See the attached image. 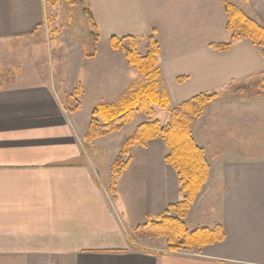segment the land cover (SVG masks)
<instances>
[{"label": "crops", "instance_id": "obj_1", "mask_svg": "<svg viewBox=\"0 0 264 264\" xmlns=\"http://www.w3.org/2000/svg\"><path fill=\"white\" fill-rule=\"evenodd\" d=\"M163 1H80L97 29L96 54L83 55L65 81L0 91V264H264V98L221 97L192 126L210 174L186 224L190 231L221 225L225 234L223 242L201 251L139 250L130 239L138 226L182 198L161 140L131 149L115 197L107 141L129 126L85 149L90 119L79 117L85 104L114 106L134 91L135 72L110 48L114 37L146 39L157 32L158 87L169 95L171 110L264 75V57L251 42L238 41L226 52L211 48L230 40L222 0H168L160 6ZM249 3L264 26V0ZM44 7L43 0H0V43L38 36ZM101 44L110 48L104 64ZM77 87L83 90L81 108L70 113L55 93L66 96ZM236 107L255 110L233 112ZM97 152L108 158L98 160ZM136 152L142 164L133 167ZM194 212L201 214L192 221Z\"/></svg>", "mask_w": 264, "mask_h": 264}, {"label": "trees", "instance_id": "obj_2", "mask_svg": "<svg viewBox=\"0 0 264 264\" xmlns=\"http://www.w3.org/2000/svg\"><path fill=\"white\" fill-rule=\"evenodd\" d=\"M222 3L227 17L226 30L230 34V41L211 44V48L218 52H226L233 47L234 43L248 41L259 48L264 57V27L233 4V0H222ZM85 13L92 25V34L97 39L98 33L91 12L86 8ZM156 33L153 30L147 39L146 55L139 53V39L136 37L126 39L114 37L110 44L114 50L124 53L128 64L137 72L155 79L159 76L160 53ZM9 75L8 72L0 74V91L10 87ZM78 90L80 92L78 95H82L81 87H78ZM217 96V94H201L169 110L171 103L169 95L160 91L158 85L153 83L133 92L121 101L119 106L100 105L93 111L87 134V139L90 141L121 132L133 123L138 112H142L149 118L136 128L115 160L109 188L113 197L116 194L117 179L129 164L131 149L135 146L146 147L154 140L163 142L166 148L165 162L175 170L179 180L181 200L170 205L158 219H148L134 230V237L130 236L132 242L138 244L134 246L139 250L146 251L138 243L144 239H165L166 253L201 251L204 247L221 243L225 239L221 225L211 228L201 227L190 231L186 224L191 207L208 182L210 174L205 151L196 143L192 126L197 119L203 116L207 105L212 103ZM155 107L161 108L162 111H169L166 124H162L159 120H151ZM79 110V102H75L74 107L69 108L70 113Z\"/></svg>", "mask_w": 264, "mask_h": 264}, {"label": "rangeland", "instance_id": "obj_3", "mask_svg": "<svg viewBox=\"0 0 264 264\" xmlns=\"http://www.w3.org/2000/svg\"><path fill=\"white\" fill-rule=\"evenodd\" d=\"M80 1L82 0H53V5H51V3H49V0H43L45 6L44 7L45 19H44L43 27L39 31L38 36H36L32 40L31 39L28 40L27 42L11 43L10 41V43H8L5 41L6 43H0V72L1 73L8 72V74H10L9 75L11 79L10 86L16 85L17 87H30L32 85H38V84H51L52 81L54 82V80H58L59 82L65 81L67 80V78L69 79L72 78L71 76H68L69 69L70 70L75 69V67L78 66V65L76 66V63L83 55L86 58H91L96 54L97 44L99 40L96 39L95 36L92 34L93 32L92 25L87 15L85 16L84 6ZM166 1L168 0L161 2L160 6L162 4L166 6L167 5L165 3ZM233 4H235L238 8H240L248 17L255 20L257 23L260 22L258 18H255V15H253L248 10V7L251 6L249 0H233ZM259 24L263 26L261 22ZM147 39L148 38L146 39L139 38L138 40L139 41L138 51L141 55H146L147 53V45H148ZM110 48L113 51L119 52L124 55L122 51L114 50L111 47V44H110ZM110 48L109 47L106 48L103 44L100 45L99 51H100V59L102 60L101 64H104L105 58H107V52L110 51ZM128 66L132 68L133 71L135 72L133 92H135L138 89H142L148 86L149 84H153V83H156L157 85L159 84V80H158L159 76L156 77L155 79H152L140 74L129 64ZM79 93L80 92L77 87L74 89V91H72L66 96L61 93H55V94L58 100L60 101V103L63 104V106H65L64 108H66L67 111L69 112V108L74 107L75 102H79L80 104L81 101L80 98L83 95V93L82 95H78ZM212 94L218 95L213 102L220 100L221 97L224 100H243V99L255 100L261 98L263 99L264 75L254 77L253 79L245 83L232 85L229 87V90L227 92L224 91V92L212 93ZM126 98H128V96L125 97L123 100H125ZM120 103L121 101L114 106H119ZM101 105H105V104H101ZM106 106H110V105H106ZM97 107L98 106L92 108V106H87L85 104L83 111L79 115V117L81 119L89 118L91 122L92 113ZM223 109L227 110L229 108H224V106H222L221 110ZM232 109L233 112H238V113H240L239 111L255 110L254 108L250 110L247 108H239V107ZM168 119H169L168 110L162 111L161 108L155 107L154 116L151 118V120H159L162 124H166L168 122ZM148 120L149 118H147L142 112H138L131 126L129 125V127H127L126 130H124L122 133H120V135L112 136L107 141L108 143L107 148L110 149L109 156L113 158L110 161L112 167L126 141L136 131L135 128H137L140 124ZM205 126L206 128L204 129L205 130L204 132L207 133L208 124L207 125L205 124ZM95 141L96 140L90 141L87 139V142L85 141V145H86L85 149L87 147H91V145H93L92 143ZM122 142L123 145L121 149H119L120 151L116 150L117 145H121ZM217 142L219 144L220 141ZM93 155L98 160L99 158H102V162L104 161V158H108V155H106L105 157V155H100L98 154V152L97 154H93ZM131 160L132 161L130 164L133 167L142 164V156H140L138 152H136V154L133 155ZM134 169L136 172H138V169L136 168ZM213 189L216 191V194H212V197L216 204V202L219 201L217 194L219 193V188L214 187ZM195 214L196 213L194 212L191 215L192 217H190V220L193 221ZM200 214L198 215L200 216ZM198 215H195V217L199 218ZM212 219L213 218H210L209 222L212 221ZM192 221H190L189 224L190 228H193ZM131 237H134V234L131 235ZM138 243L143 247L149 249H156V250L167 249V242L165 239H144L142 241H138Z\"/></svg>", "mask_w": 264, "mask_h": 264}]
</instances>
